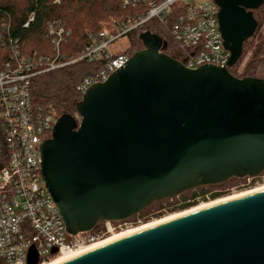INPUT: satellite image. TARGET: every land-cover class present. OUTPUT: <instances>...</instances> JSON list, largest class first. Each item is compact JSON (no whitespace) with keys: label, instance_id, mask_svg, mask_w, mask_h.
<instances>
[{"label":"water","instance_id":"water-1","mask_svg":"<svg viewBox=\"0 0 264 264\" xmlns=\"http://www.w3.org/2000/svg\"><path fill=\"white\" fill-rule=\"evenodd\" d=\"M227 66L187 67L146 29L142 47L62 113L39 147L66 231L125 221L162 199L264 172V78L230 70L264 0H214ZM57 248L52 250L53 254ZM31 247L28 264H38ZM59 264H264V190L174 218Z\"/></svg>","mask_w":264,"mask_h":264},{"label":"built area","instance_id":"built-area-1","mask_svg":"<svg viewBox=\"0 0 264 264\" xmlns=\"http://www.w3.org/2000/svg\"><path fill=\"white\" fill-rule=\"evenodd\" d=\"M140 1L147 3L143 16L130 18L120 26L111 21L101 22L100 32L89 35V43L77 56L69 58L63 52L70 30L62 21L52 20L47 25L52 55H23L15 46L11 59L0 66L3 128V144L0 141V260L5 264H28L31 247L38 253V264H43L54 255L94 243L110 232L114 223L103 222L107 230L100 235L91 231L73 235L66 231V224L41 175L39 150L40 144L51 137L61 114L53 105L33 102L31 82L34 77L81 60H103L104 66L100 70L77 85L82 98L90 85L104 82L130 58L127 50L114 46L130 31L146 30L145 25L151 20H158L169 28L180 60L187 67L197 68L206 63L227 66L230 52L222 43L217 15L219 7L214 0L202 3L195 0H123V4L135 6ZM33 18L32 14L25 26ZM54 248L58 249L56 254L52 253Z\"/></svg>","mask_w":264,"mask_h":264},{"label":"trees","instance_id":"trees-1","mask_svg":"<svg viewBox=\"0 0 264 264\" xmlns=\"http://www.w3.org/2000/svg\"><path fill=\"white\" fill-rule=\"evenodd\" d=\"M18 3L17 0H0V66L11 59L15 46L23 55H52L53 47L47 35V25L52 20L62 21L70 30L62 49L71 58L79 55L82 48L89 43V35L100 32L99 21H111L120 26L130 18L143 16L147 11L146 1H140L135 6H124L123 0H26L24 5ZM32 14L33 20L25 26ZM254 15L258 27L254 35L244 43L243 54L238 63L230 68L231 72L239 77L264 78L258 74L259 67L264 66V32L261 31L264 24V3L254 11ZM145 26L152 32L160 34L168 42V48L177 49L166 25L158 20H151ZM140 32L141 28H136L127 34L129 40L127 51L130 55L142 47L139 40ZM249 50H251L250 58L243 72L238 74L236 67ZM103 66L104 61L101 59L91 62L81 60L64 68L40 74L31 82L32 100L35 104L53 105L61 114H75V104L81 99V94L76 89L77 85L86 76L95 74ZM0 141L3 144L1 120ZM252 179L248 184L245 179L234 178L220 185L200 186L186 191L175 197L178 203L173 208L168 206L167 199L155 201L127 221L134 224L148 221L153 215L159 217L167 210L189 208L195 206L200 199L216 198L228 193L231 180L238 184L245 182L242 187L246 188L255 184L260 177ZM102 223L100 222L91 233H99Z\"/></svg>","mask_w":264,"mask_h":264},{"label":"rangeland","instance_id":"rangeland-1","mask_svg":"<svg viewBox=\"0 0 264 264\" xmlns=\"http://www.w3.org/2000/svg\"><path fill=\"white\" fill-rule=\"evenodd\" d=\"M26 0H17V2H19L18 4L19 5H24V2H25ZM206 0H195V2L196 3H202V2H205ZM257 10V9H256ZM101 22H103V21H99V24L101 23ZM261 31H263L264 32V24H263V26H262V28H261ZM128 44H129V40H128V36H126V37H124V38H122L114 47H115V49H120V50H122V51H125V50H127V48H128ZM165 52H167L168 54H170L171 56H173V57H176L177 59H181V56H180V52L177 50V49H172V48H166L165 49ZM250 55H251V50H249L247 53H246V55L244 56V58H243V60H242V62L236 67V72L238 73V74H241L242 72H243V70H244V67H245V64H246V62L248 61V59L250 58ZM235 66V65H234ZM233 66V67H234ZM258 74L260 75V76H264V66H260L259 67V69H258ZM61 114V113H60ZM75 114H76V111H75ZM258 177H260V179H258L257 180V182L255 183V184H253L252 186H250V187H246V188H243L242 186H244V184H245V182H242V183H240V184H238V182H235L234 180H231V184H230V186L228 185V188H229V192L228 193H226V194H224V195H220V196H218V197H216V198H211V197H207L206 199H200V201L196 204V205H199V204H202V203H206V202H210V201H213V200H216V199H219V198H222V197H226V196H230V195H234V194H237V193H240V192H243V191H247V190H251V189H253V188H256V187H260V186H262V185H264V172L260 175V176H258ZM232 179H234V178H232ZM241 179H245V181H246V184H248V182L249 181H252L253 179L251 178L250 180H248V178H241ZM216 185H220V184H216ZM216 185H208V186H216ZM227 186V185H226ZM242 187V188H241ZM219 188H221V187H219ZM227 188V187H226ZM216 190V189H215ZM176 197V196H175ZM175 197H172V198H168L167 200H168V202H169V204H168V206L169 207H172L173 208V206H176L177 205V203H178V201L176 202V199H175ZM174 198V199H173ZM195 205V206H196ZM192 207H194V206H192ZM192 207H189V208H185V209H176V210H172V211H165L164 213H162V215L161 216H159V217H157V216H155V215H153V217H151L148 221H140V222H138V223H134V224H132L130 221H127V220H125V221H119V222H114L112 225H111V227H112V230L110 231V232H108V233H106L105 235H103V236H101L99 239H97L95 242H97V241H100V240H102V239H105L106 237H109V236H111V235H113V234H115V233H119V232H122V231H124V230H127V229H130V228H134V227H138V226H140V225H143V224H145V223H148V222H151V221H154V220H157V219H159V218H162V217H165V216H168V215H170V214H174V213H178V212H182V211H185V210H188V209H190V208H192ZM156 209V208H155ZM154 209V210H155ZM99 224V223H98ZM97 224V225H98ZM120 224H121V226H122V229L121 228H118V229H114V226H120ZM107 229H106V225L104 224V223H102V225H101V231H99V233H97V234H102L103 233V231H106ZM101 232V233H100ZM93 242H91V243H89V244H92ZM58 255V254H57ZM57 255H54V256H52L50 259H48L47 260V262L48 261H50L51 259H53V258H55ZM0 262L2 263V264H5L2 260H0Z\"/></svg>","mask_w":264,"mask_h":264},{"label":"bare ground","instance_id":"bare-ground-1","mask_svg":"<svg viewBox=\"0 0 264 264\" xmlns=\"http://www.w3.org/2000/svg\"><path fill=\"white\" fill-rule=\"evenodd\" d=\"M262 190H264V185H262L260 187L253 188L251 190L243 191V192H240V193H237V194H234V195L222 197V198L210 201V202H206V203H202V204L196 205V206H194V207H192V208H190L188 210H185V211H182V212H178V213H174V214H170L168 216H165V217L159 218L157 220L145 223V224L140 225L138 227L130 228V229L124 230L122 232L115 233V234H113V235H111L109 237H106L105 239H102L100 241H97V242H94L92 244L86 245V246H84V247H82L80 249H77V250H74V251H71V252L59 253L55 258L51 259L48 262L46 261L43 264H59V263L65 261V260L73 258V257H75V256H77V255H79V254H81V253H83L85 251L104 246L106 244H109V243H111L113 241H116V240H118V239H120L122 237H125L127 235L133 234L135 232H138V231H141V230H144V229H147V228H151L153 226L162 224L164 222H167V221L172 220L174 218H178L180 216L192 213V212L197 211V210H201V209H204V208H207V207H210V206L222 203V202H226V201H229V200H234V199H237V198H240V197H243V196H247L249 194H253V193H256V192H259V191H262Z\"/></svg>","mask_w":264,"mask_h":264},{"label":"flooded vegetation","instance_id":"flooded-vegetation-1","mask_svg":"<svg viewBox=\"0 0 264 264\" xmlns=\"http://www.w3.org/2000/svg\"><path fill=\"white\" fill-rule=\"evenodd\" d=\"M255 11V10H254ZM251 181H249L248 183H250ZM118 228H121L122 229V226H116L115 229H118Z\"/></svg>","mask_w":264,"mask_h":264}]
</instances>
